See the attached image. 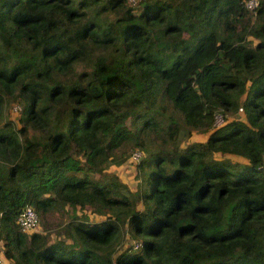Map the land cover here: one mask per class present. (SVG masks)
Segmentation results:
<instances>
[{
    "label": "trees",
    "instance_id": "16d2710c",
    "mask_svg": "<svg viewBox=\"0 0 264 264\" xmlns=\"http://www.w3.org/2000/svg\"><path fill=\"white\" fill-rule=\"evenodd\" d=\"M247 1L0 0L4 264H264V0ZM26 206L68 219L22 232Z\"/></svg>",
    "mask_w": 264,
    "mask_h": 264
},
{
    "label": "rangeland",
    "instance_id": "374dc122",
    "mask_svg": "<svg viewBox=\"0 0 264 264\" xmlns=\"http://www.w3.org/2000/svg\"><path fill=\"white\" fill-rule=\"evenodd\" d=\"M15 106H19L20 109L16 112L14 110ZM18 109V108H17ZM21 106L14 105L10 111L11 120L16 122L17 113L20 112ZM111 170L118 173L123 181H126L130 184H133L134 180V169L133 163L130 160H124L119 165L111 166ZM65 209L61 207L54 208L53 211L47 213L44 216V219H40L39 225L37 226V230L44 233L48 236V238L52 239L56 232H58L59 227L57 225L63 223L68 219L67 213L64 212Z\"/></svg>",
    "mask_w": 264,
    "mask_h": 264
},
{
    "label": "built area",
    "instance_id": "2783aa9c",
    "mask_svg": "<svg viewBox=\"0 0 264 264\" xmlns=\"http://www.w3.org/2000/svg\"><path fill=\"white\" fill-rule=\"evenodd\" d=\"M140 1L142 0H128V2L131 3L132 5H137V3H139ZM257 5H258L257 0H248L245 3V8L249 11H255V9L257 8ZM19 109H20L19 106L14 107L15 111L16 110L18 111ZM222 122H223V118L220 115H217L215 117V125L219 126L222 124ZM140 157H141V153L139 151L134 152L132 155V158L135 161H138ZM17 223H18L19 229L22 232H31V231L37 230V226L39 225V218L37 216V213L32 207L26 206L22 210L20 215L18 216ZM0 264H4L1 249H0Z\"/></svg>",
    "mask_w": 264,
    "mask_h": 264
}]
</instances>
